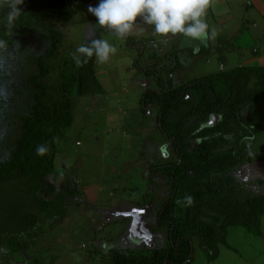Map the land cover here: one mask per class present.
Masks as SVG:
<instances>
[{"label": "trees", "instance_id": "obj_1", "mask_svg": "<svg viewBox=\"0 0 264 264\" xmlns=\"http://www.w3.org/2000/svg\"><path fill=\"white\" fill-rule=\"evenodd\" d=\"M98 2L24 0L22 12L9 24V0H0V40L6 42L0 49V264H9L15 254H22L24 264H38L26 250L65 218L68 200L81 194L65 183L56 186L54 163L74 123L77 99L102 95L103 82L97 79L94 56L77 67L73 57L78 53L61 54L64 35L55 22L74 13L84 16ZM31 34L37 44L25 42ZM102 34L103 29H95L82 45ZM13 37L21 40L18 49ZM139 73L157 87L144 89L142 102L144 109L157 108V127L175 159L159 170L169 185L156 216L157 226L165 229L164 246L148 254L116 251L110 264H191L195 240L215 260L219 247H227L230 227L259 234L264 194L252 189L263 181L256 179L248 188L235 174L251 161L245 141L260 131L252 119L264 99V66H238L180 86L165 83L149 67ZM211 116L217 117L213 124ZM41 145L47 151L38 155Z\"/></svg>", "mask_w": 264, "mask_h": 264}, {"label": "rangeland", "instance_id": "obj_2", "mask_svg": "<svg viewBox=\"0 0 264 264\" xmlns=\"http://www.w3.org/2000/svg\"><path fill=\"white\" fill-rule=\"evenodd\" d=\"M206 22L210 38L195 53V42L161 37L149 25L141 24L133 34L120 38L93 21L89 12L55 22L64 35L62 55L75 53L95 29H103L102 39L117 52L109 62L96 63L103 94L77 99L74 123L58 147L54 177L59 180L53 182L57 187L65 183L81 194L68 200L72 203L65 218L48 226L35 246L26 250L29 259L38 264H110L116 251L148 254L164 246L165 229L154 219L169 196V185L159 170L175 159L157 127V108L144 109L142 102L144 89L154 86L153 79L139 72L155 69L165 83L180 86L264 60V0H214ZM33 36L25 42L37 44ZM13 40V48L18 49L20 38ZM139 45L140 51L135 52ZM34 46L28 48L37 50ZM252 120L260 131L245 141L251 161L235 176L248 188L261 179V188L252 190L264 194V99ZM258 229L259 234L230 227L227 247H219L215 260H209L195 240L191 264H264V210ZM9 264H24V257L15 254Z\"/></svg>", "mask_w": 264, "mask_h": 264}, {"label": "clouds", "instance_id": "obj_3", "mask_svg": "<svg viewBox=\"0 0 264 264\" xmlns=\"http://www.w3.org/2000/svg\"><path fill=\"white\" fill-rule=\"evenodd\" d=\"M23 3L24 0H9V24L22 12ZM213 6L214 0H100L98 6L89 7L88 11L96 18L97 24L120 38L128 37L133 34L134 29L144 24L153 26L161 37L180 36L187 42H195V53L200 46H206L210 38L206 15ZM5 44V41L0 40V49ZM116 52L117 48L106 39H95L90 45L79 46L76 49L79 55H74L73 58L77 67L87 63L93 56L103 64L109 62ZM155 88L154 83L153 89ZM36 151L38 155H43L47 148L41 145ZM185 199L189 203L192 201L191 197ZM151 246L154 248V245Z\"/></svg>", "mask_w": 264, "mask_h": 264}, {"label": "crops", "instance_id": "obj_4", "mask_svg": "<svg viewBox=\"0 0 264 264\" xmlns=\"http://www.w3.org/2000/svg\"><path fill=\"white\" fill-rule=\"evenodd\" d=\"M256 66H264V60H260L257 64H256Z\"/></svg>", "mask_w": 264, "mask_h": 264}, {"label": "flooded vegetation", "instance_id": "obj_5", "mask_svg": "<svg viewBox=\"0 0 264 264\" xmlns=\"http://www.w3.org/2000/svg\"><path fill=\"white\" fill-rule=\"evenodd\" d=\"M147 68H148V67H147ZM214 120H215V119H214V116H211V120H210V121H211V122H214ZM147 206H150V205H147ZM151 207H152V206H151ZM148 208H149V207H148ZM156 220H157V218L154 219V222H156Z\"/></svg>", "mask_w": 264, "mask_h": 264}, {"label": "water", "instance_id": "obj_6", "mask_svg": "<svg viewBox=\"0 0 264 264\" xmlns=\"http://www.w3.org/2000/svg\"><path fill=\"white\" fill-rule=\"evenodd\" d=\"M214 119L216 120V119H217V117H214ZM209 124H213V122H211V121H210V123H209ZM149 208H150V207H149Z\"/></svg>", "mask_w": 264, "mask_h": 264}]
</instances>
